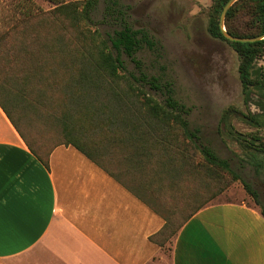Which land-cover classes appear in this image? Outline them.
<instances>
[{
	"label": "trees",
	"instance_id": "obj_1",
	"mask_svg": "<svg viewBox=\"0 0 264 264\" xmlns=\"http://www.w3.org/2000/svg\"><path fill=\"white\" fill-rule=\"evenodd\" d=\"M48 1L59 4V0ZM228 1L214 0L207 31L211 38L228 43L238 55L239 79L242 92L247 95L255 87H264V82L254 76L255 64L264 55V40L239 43L225 38L219 23ZM96 4L97 0H87L81 7L77 4H59L55 10L74 31L73 44L65 47L63 56L69 63L67 69L75 73L70 72L71 80L66 89L74 80L79 82L73 85L72 94L65 91L63 99L58 102L51 97L44 99L45 88L32 99V103L40 106L56 104L47 108L38 119L50 123L48 131L56 137L51 147L44 136L36 133L34 124L22 123L23 119L28 118L27 113L24 111L18 115L13 107L19 103H30L26 84L34 77L37 86L43 87L41 75L28 74L24 70L15 93L17 98L14 99L8 92L7 96L3 94V89L8 90L5 86L8 83L0 87V106L31 152L47 164L49 156L58 146L75 147L165 220L163 228L149 238L161 247L177 236L183 226L206 207L200 205L191 209L192 199L195 203L200 192L197 191L192 199L186 193V185L198 179L215 184V193H220L229 182L240 181L264 216V206L259 202L258 192L241 178L227 160L218 158L210 148L200 143L199 131L190 127L187 119L189 110L175 98L172 84H163L158 77L144 72L137 54L145 46L152 48L155 45L148 31L134 30L125 12L118 8L115 10L110 5L106 8V15L115 18L117 14L120 29L106 34L92 30L89 24ZM30 5L27 16L32 18L40 12L32 9L33 4ZM225 27L235 37L263 36L264 0L237 1L227 13ZM124 56L134 64L135 71L128 70ZM105 80L112 83L113 89L115 84L132 98L133 105L119 107V112L123 114L119 115L120 122L111 116L104 119L96 109V102L85 100L88 91L98 88V84ZM147 87L160 93L163 100L152 95ZM232 110H225L223 117L226 118ZM231 135L236 138L237 133L231 132ZM240 137L237 139L245 143L248 150L264 155V141L256 137L250 140ZM197 158L201 160L197 162ZM258 166L262 168L264 163Z\"/></svg>",
	"mask_w": 264,
	"mask_h": 264
},
{
	"label": "rangeland",
	"instance_id": "obj_2",
	"mask_svg": "<svg viewBox=\"0 0 264 264\" xmlns=\"http://www.w3.org/2000/svg\"><path fill=\"white\" fill-rule=\"evenodd\" d=\"M85 1L59 0V4H77L81 7ZM213 2L97 0L89 25L92 30L104 34L120 29L117 14L115 18L106 15V8L110 5L115 10L118 8L125 12L134 30L148 31L155 45L152 48L145 46L137 54L144 72L158 77L163 84H172L175 98L189 110L187 119L190 127L199 131L200 143L210 148L218 158L227 160L241 178L258 192L259 202L264 206V167L258 166L264 163V155L248 150L246 144L237 139L240 136L247 140L256 137L264 141V87H255L247 95L243 94L238 55L228 43L211 38L207 31ZM30 3L33 4L32 9L40 12L32 18L27 16ZM59 4L48 0H0V87L8 83L5 84L8 90L3 89V94L7 96L8 92L14 99L17 98L15 93L24 70L28 74L41 75L43 87L37 86L34 77L26 84L30 103H14L13 107L18 115L24 111L27 113L28 118L23 119L22 123L34 124L36 133L49 141V147L56 137L48 131L50 123L38 119L47 108L56 104L40 106L32 103V99L45 88L44 99L51 97L58 102L63 99L65 91L72 94L73 85L79 82L74 77L72 85L66 89L71 80L70 72L75 73L67 69L69 63L63 56L65 47L73 44L74 31L56 13ZM49 49H52L51 52H48ZM123 58L128 70L135 71L134 64L126 56ZM254 72V76L264 82V55L255 64ZM113 86L114 89L108 80L101 81L96 90L88 91L85 100H94L98 113L104 119L111 116L120 122L119 115L122 113L119 107L133 105L132 98L126 96L121 87ZM146 89L163 100L160 93H155L149 87ZM228 108L233 110L224 118V111ZM231 132L237 133L236 138ZM200 160L197 158L196 161ZM228 184L220 193H215V184L203 179L186 185L189 198L200 192L195 203L192 199L191 209L224 202L246 203L260 209L240 181ZM175 237L164 246H159L163 254L153 264H171Z\"/></svg>",
	"mask_w": 264,
	"mask_h": 264
},
{
	"label": "crops",
	"instance_id": "obj_3",
	"mask_svg": "<svg viewBox=\"0 0 264 264\" xmlns=\"http://www.w3.org/2000/svg\"><path fill=\"white\" fill-rule=\"evenodd\" d=\"M163 225L75 147L42 162L0 106V264H153L163 253L149 238ZM173 243L171 264H264V216L212 204Z\"/></svg>",
	"mask_w": 264,
	"mask_h": 264
},
{
	"label": "water",
	"instance_id": "obj_4",
	"mask_svg": "<svg viewBox=\"0 0 264 264\" xmlns=\"http://www.w3.org/2000/svg\"><path fill=\"white\" fill-rule=\"evenodd\" d=\"M239 0H229L227 2V4L224 6L221 17H220V23L219 26L221 28L222 33L224 34L225 38L231 42H239V43H252V42H257V41H261L264 40V35L263 36H259L256 38H240V37H235L233 35H231L225 27V19L227 16L228 11L230 10V8Z\"/></svg>",
	"mask_w": 264,
	"mask_h": 264
}]
</instances>
